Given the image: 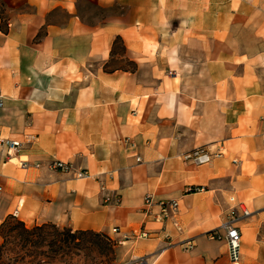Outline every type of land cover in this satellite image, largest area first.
I'll return each instance as SVG.
<instances>
[{"label":"crops","instance_id":"obj_1","mask_svg":"<svg viewBox=\"0 0 264 264\" xmlns=\"http://www.w3.org/2000/svg\"><path fill=\"white\" fill-rule=\"evenodd\" d=\"M0 138L39 165L0 164V225L100 233L117 264H227L205 234L239 204V264H264V0H0ZM198 147L221 155L182 160Z\"/></svg>","mask_w":264,"mask_h":264},{"label":"rangeland","instance_id":"obj_2","mask_svg":"<svg viewBox=\"0 0 264 264\" xmlns=\"http://www.w3.org/2000/svg\"><path fill=\"white\" fill-rule=\"evenodd\" d=\"M81 9L87 18L98 17L104 12L103 9L89 3H83ZM113 52L117 59L121 57L119 42L115 43ZM119 65L117 63L113 66ZM17 222L16 219L11 218L0 226V264L118 263L116 246L104 237H92L86 234L70 241L63 232L68 228H56L57 232H55L48 226L40 231L25 234Z\"/></svg>","mask_w":264,"mask_h":264},{"label":"built area","instance_id":"obj_3","mask_svg":"<svg viewBox=\"0 0 264 264\" xmlns=\"http://www.w3.org/2000/svg\"><path fill=\"white\" fill-rule=\"evenodd\" d=\"M33 137H26V143H30ZM21 151V143L18 141L8 140L0 138V164L5 163L10 160H15L19 169L28 168H38L39 165L36 163H30L29 161L22 159L19 156ZM221 153H209L204 147L194 148L186 153H184L181 158L183 161L194 164L202 165L208 163L212 158L219 157ZM235 162L233 161V164ZM47 170L69 173L74 179H87L89 177L86 171H79L74 169L69 163L60 161H51L46 165ZM109 175V174H108ZM200 189H194V191H199ZM105 204L117 205L119 203V198L117 196L105 197L103 198ZM143 213L146 215H151L153 221L165 224L167 221L172 220L177 216L178 205L176 201H166L159 200L152 202L150 195H145L143 197ZM155 206L157 208L156 213H150V208ZM16 211L11 215L15 218ZM250 216L249 212L242 208L241 205L232 206L226 209L222 213V218L219 226L209 231L205 234L206 238L213 241H222L226 246V259L227 264H239L240 261V231L237 224L247 219ZM111 233H117L116 228L111 229ZM134 239H149L151 235L143 230L139 231L137 234H131ZM164 239L168 236L164 235ZM191 244L186 243L184 250L191 249ZM219 264V263H217Z\"/></svg>","mask_w":264,"mask_h":264},{"label":"trees","instance_id":"obj_4","mask_svg":"<svg viewBox=\"0 0 264 264\" xmlns=\"http://www.w3.org/2000/svg\"><path fill=\"white\" fill-rule=\"evenodd\" d=\"M116 42H119L120 44H121V42H120V40L118 39V38H115L114 40H113V43H112V47H111V53L112 54H114V52H113V48H114V46H115V43ZM123 52H124V49H123V46H122V44H121V53L123 54ZM122 56V55H121ZM9 219H11V218H9ZM7 220V219H6ZM5 222V221H4ZM3 222V223H4ZM3 223L1 224V225H3ZM20 226H21V229H22V232L23 233H25V234H30V233H32V232H34V231H40V230H42L45 226H48V227H50L51 229H53L55 232H57V227H55V226H53V225H40V226H35V227H33V228H31V229H26L24 226H23V224L22 223H20V222H17ZM0 225V226H1ZM59 232V231H58ZM64 232V235L66 236V238H68L70 241H73V240H75V239H77V237H81V236H83V235H90V236H92V237H104L105 239H107V240H109V238H107L105 235H103V234H100V233H93V232H88V231H71L70 229H66V230H64L63 231ZM60 234V233H59ZM65 241H67V239L65 240Z\"/></svg>","mask_w":264,"mask_h":264}]
</instances>
